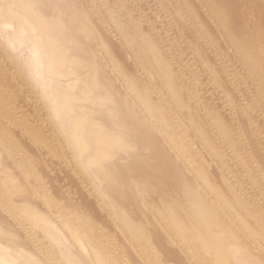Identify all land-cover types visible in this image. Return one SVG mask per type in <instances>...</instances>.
Listing matches in <instances>:
<instances>
[{"label":"rangeland","instance_id":"obj_1","mask_svg":"<svg viewBox=\"0 0 264 264\" xmlns=\"http://www.w3.org/2000/svg\"><path fill=\"white\" fill-rule=\"evenodd\" d=\"M11 3L0 0V247L10 232L17 243L7 260L25 264L28 253L46 264H203L194 238L174 226L184 219L168 214L174 200L184 201L181 174L210 198L207 183L231 185L264 218V79L247 55L255 48L239 45L264 34V0H227L224 17L207 0ZM35 10L42 17L30 23L26 13ZM85 19L93 35L80 38ZM45 28L68 53L84 42L81 54L97 68L57 74L39 34ZM60 105L66 112L56 118ZM80 115L86 121L77 122ZM136 126L147 142L109 147L102 170L72 150L81 129L114 138ZM111 165L115 180L106 177ZM29 206L41 221L25 214ZM120 216L143 231L132 232ZM242 232L264 259V235L255 243Z\"/></svg>","mask_w":264,"mask_h":264},{"label":"bare ground","instance_id":"obj_2","mask_svg":"<svg viewBox=\"0 0 264 264\" xmlns=\"http://www.w3.org/2000/svg\"><path fill=\"white\" fill-rule=\"evenodd\" d=\"M32 1H34V0H12L11 6L13 8H17L20 5L21 6L27 5L28 2H32ZM226 2H227V0H207V3L209 5L217 6L219 8V9H217V11L223 17L226 16L228 13V10H226L223 7V5L226 4ZM5 8H7V7H5ZM6 10L8 11V8ZM15 15H17V14L15 13ZM26 17H29L30 19L28 18L29 20H27V21L32 23L33 22L32 20L34 18L37 20L38 18H41L42 16L37 11L34 14H32V12L30 11V12L26 13ZM7 20H9V19L7 18ZM30 26H31V24H30ZM53 31H55V29L54 30H52L51 28L40 29L39 34L43 35V37H46V39H48L50 42L49 49L52 50V52L54 53V55H55L54 60H56L58 63L57 69H55L57 74L62 72V71H65V70H75V72L76 71H82L83 69H86V68L89 69L91 65L93 66V68H97L96 63H94L93 60H88L89 59L88 56H84L81 54V50L84 47V42L81 41L80 43H78L76 49H73L71 52H69L70 53L69 54L66 48H64V47L62 48V47L58 46L57 34L54 33ZM28 33L31 34V32H28ZM78 35H80V38H82L83 36L93 35L92 26H91L90 21L88 19H85L84 21H82L80 28H79ZM239 45H240V47L255 48L254 52L251 51L247 55H249L248 57L254 56V58L256 59V64H255V66H253V70L259 75V77L261 76L264 79V34L256 33L252 38H250L248 40V42L240 43ZM150 53L152 55H156V56L158 55V53L156 54V52H153V51H151ZM69 55H70L71 60L68 59ZM116 63H118V62H116ZM118 66H119V64H118ZM121 68L123 69V67H121ZM100 80H99V82H102V80H104V78L100 79ZM103 82H104V84L107 83V82L105 83V81H103ZM94 84L97 85L96 82H94ZM100 84H99V86H100ZM108 85H110V84H108ZM109 89H111V87H108L107 91H106V92H108V94H107L108 98L115 97V96H113V94L111 93V91ZM77 96H78V94H77ZM58 97L56 96V98H58ZM140 99H142V98H140ZM59 102H60V100H59ZM55 104H57V103H55ZM69 107H70V105H69ZM56 110H58V111H55L56 112L55 117L61 118L63 116V113L66 112L65 111L66 107L64 105H62L61 107H59V109L57 108ZM131 110L133 111V109H131ZM124 111H126V110H124ZM151 113L156 119H160V117L163 118V114L161 112H158L157 110L151 111ZM112 114H114V113H112ZM128 114H131V116L129 117L130 121H134V124H135V122L137 121V118H138V114L135 113L134 111L132 113L128 112ZM129 118L119 117L117 120V123H118V121L120 122L121 120L122 121L129 120ZM76 120H77V122L86 121L82 115L78 116L76 118ZM198 121L199 120H197V122ZM138 124L139 123H136L135 125H138ZM91 125L94 126V123H92ZM129 127H131V126L129 125L127 127L128 130H129ZM138 127L137 126L134 127V129H132L130 132H121V133L118 132V135H116V137H114L115 136V134H114V136H113L114 138L108 137V135H106L105 133H103L101 131L96 133L95 137L91 138L86 134L84 129L83 130L81 129L78 133L75 134V136L73 137V140L71 141L72 150L79 157H84V156L87 157V160L85 161L86 166L92 167L93 170H95V169L98 170L101 166V162L103 161V159L106 158L111 153L108 148L111 146H114V144L123 143L126 146H131L132 150H133V148L140 149L141 147H143V145L147 142L148 138L145 135V133ZM117 129H115V131ZM119 130H121V129H119ZM110 134H112V133H110ZM92 144H95V146H96L95 147L96 151H94V152H92ZM120 148H121V146H120ZM164 154H166V153H164ZM159 155H161V154L159 153ZM171 159H173V158H171ZM167 161L165 163H167ZM100 169L102 170V168H100ZM116 169L117 168H115L113 165H111L109 168L107 167V171L106 172L104 171L106 173V177H108L111 180H115L113 178L114 177L113 173L114 172L116 173V171H117ZM129 169H130V167H129ZM167 173H168V171H167ZM88 174L89 173H87V175ZM107 174H109V175H107ZM125 174H127V172H125ZM115 176H116V174H115ZM121 176H123V174H121ZM127 176H128V174H127ZM149 176H150V173H149ZM157 176H158V174H157ZM166 176H167V174H166ZM172 176H173V174H172ZM204 176H205V174H204ZM204 176H202V177H204ZM92 177L97 178V174H93ZM117 177H120V174ZM117 177H115V178H117ZM208 178H206V179H208ZM154 179H153L154 181H160V177H156ZM109 182H111V181H109ZM179 183H181V185H184V188L182 190V194L180 193V196L184 197V199H183L184 201L174 200V202H172V204H171L172 206L169 207L170 209L168 211V214H169V217H171V219H176V220L178 218L184 219L183 221L181 220L182 222H180V221L175 222L174 226H175L176 230H178L177 233L180 236H185V237L189 236L190 238L191 237L194 238V241L197 243L196 248H198L200 256H201V258L199 259L200 262H202L203 264H264V259H262V258L256 259V257H255L256 248L253 247L252 243H246L245 242L246 237H244L245 234L242 232V231H246L247 235H249L251 237V239L256 243V236L260 235V234L264 235V218L260 217V215H258L257 211L253 207H251L245 200L241 199L238 196V194L234 191V189L232 188L231 185L226 184V183H224L226 185H224V184L221 185V183L219 182L220 185L217 186V184H219L218 182H216L217 184H215L213 182L207 183L208 188L213 192V196H214L213 198H210V197L206 196L203 193V191L198 187V185H195V183L190 178L182 176V174H181V178L179 180ZM151 184H152V182H151ZM20 187L18 185L12 184L9 188H10V190H12V189L17 190ZM177 191H179V190H177ZM32 198H33V196H32ZM178 202H179V205H177ZM223 208L228 209V213L230 214V217H227L225 215L226 212L223 210ZM126 210L129 211V208L128 209L126 208ZM25 214L29 215L30 217L34 218L35 220L41 221L40 220V214L37 211L33 210L30 206L26 208ZM119 220L122 221V223L126 227H128V229H130L132 232L139 233V232L143 231L142 227L133 224V222L132 221L130 222V220L127 217L120 216ZM173 221H175V220H173ZM236 223H238V224H236ZM186 230H190L192 232H185ZM1 233H4V232H1ZM1 236H2V234H0V239H1ZM6 240H7L8 244H5L3 242L4 243V244H2L3 246L1 245L2 247H0V264H14V262L7 260V256L10 253L9 250L12 248L11 246H13V244H15V245L17 244L16 243V235L14 233L10 232L9 237H7ZM248 242H252V241H248ZM25 251H27V250H25ZM192 251H193V249H192ZM24 257H25V264H46V262H43V261L31 262V259L28 258V253L26 255H24ZM196 257L198 258V255ZM15 264H16V262H15Z\"/></svg>","mask_w":264,"mask_h":264}]
</instances>
